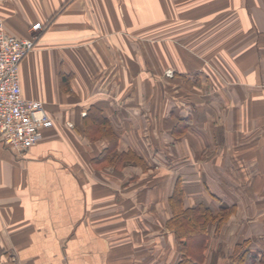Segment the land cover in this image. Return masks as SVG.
Returning <instances> with one entry per match:
<instances>
[{
  "label": "crops",
  "instance_id": "1",
  "mask_svg": "<svg viewBox=\"0 0 264 264\" xmlns=\"http://www.w3.org/2000/svg\"><path fill=\"white\" fill-rule=\"evenodd\" d=\"M0 18L43 24L19 76L53 120L23 152L0 139V264H174L176 183L183 208L233 209L203 264L264 254V0H0Z\"/></svg>",
  "mask_w": 264,
  "mask_h": 264
},
{
  "label": "built area",
  "instance_id": "2",
  "mask_svg": "<svg viewBox=\"0 0 264 264\" xmlns=\"http://www.w3.org/2000/svg\"><path fill=\"white\" fill-rule=\"evenodd\" d=\"M40 21L31 23L27 35L8 33L0 18V139L16 152H23L42 138V129L53 125L41 100L22 94L19 66L34 47L43 29Z\"/></svg>",
  "mask_w": 264,
  "mask_h": 264
},
{
  "label": "trees",
  "instance_id": "3",
  "mask_svg": "<svg viewBox=\"0 0 264 264\" xmlns=\"http://www.w3.org/2000/svg\"><path fill=\"white\" fill-rule=\"evenodd\" d=\"M181 129V128H180ZM182 133V130H180ZM179 131V132H180ZM115 139L112 138V143ZM111 149V148H110ZM102 156L111 159L109 150L106 149ZM128 154L118 157V160L125 161ZM138 160L137 154L134 155ZM183 191L177 185L170 198L172 216L167 221L168 228L172 231L180 256L174 264H203L206 257L208 244V233L212 223L219 229L233 210L228 206L221 205L217 213H214L204 203L199 202L191 207H182ZM247 240H240L233 246L228 260L232 264H264V254L260 250H251Z\"/></svg>",
  "mask_w": 264,
  "mask_h": 264
},
{
  "label": "rangeland",
  "instance_id": "4",
  "mask_svg": "<svg viewBox=\"0 0 264 264\" xmlns=\"http://www.w3.org/2000/svg\"><path fill=\"white\" fill-rule=\"evenodd\" d=\"M168 73H170V71H168ZM168 249H169V247H168ZM221 254H222V251H221ZM217 259H219V264H223V262H222L223 261L222 256L219 257V258H217ZM225 263H226V260H225ZM216 264H217V260H216Z\"/></svg>",
  "mask_w": 264,
  "mask_h": 264
}]
</instances>
